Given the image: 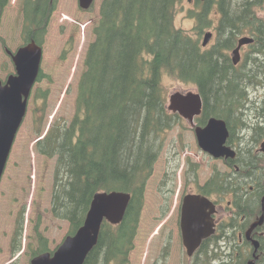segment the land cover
<instances>
[{
	"label": "trees",
	"instance_id": "1",
	"mask_svg": "<svg viewBox=\"0 0 264 264\" xmlns=\"http://www.w3.org/2000/svg\"><path fill=\"white\" fill-rule=\"evenodd\" d=\"M179 2L104 0L93 31L95 40L84 57L86 68L78 81L75 114L69 125H52L46 137L35 144L39 154L56 159L50 207L56 219L69 223V235L82 227L96 194L116 191L132 196L122 223L103 225L98 244L84 264H130L145 190L163 150L162 139L179 122V116L169 114L166 108L162 78L170 76L197 85L204 100L203 115L198 119L201 126L210 117H223L232 128L244 124L240 112L248 99V87L264 83V61L254 58L255 53L264 52V44L257 41L240 68L231 63L229 56L237 38L264 35V22L255 14L264 0H207L203 13L197 15L196 36L177 29ZM56 3L21 0L24 42L44 43ZM9 4L10 0H0V29ZM214 4L219 15L217 38L207 50L199 39L203 29L213 24L208 15ZM41 78L40 74L38 81ZM260 111L261 108L259 115ZM256 136L257 141L264 138V127ZM231 141L232 138V147H237ZM240 149L238 146L237 159L227 162L233 169L238 166L239 171L220 175L200 188L208 197L216 194L223 199L232 195L237 208L236 218L227 225L233 235L223 236L234 240L232 255L226 256L224 264H246L243 259L249 243H240L236 233L246 228L244 208L253 210L252 203L261 196L258 186L245 199L244 178L259 174L254 171L255 157ZM247 161L254 165H245ZM168 209L167 206L164 213ZM20 236L22 232L18 230L16 240L12 238L14 254L21 250ZM46 243L40 237L34 256L49 251ZM206 245L199 249L204 257L200 264H209L218 256L214 249L210 256Z\"/></svg>",
	"mask_w": 264,
	"mask_h": 264
},
{
	"label": "rangeland",
	"instance_id": "2",
	"mask_svg": "<svg viewBox=\"0 0 264 264\" xmlns=\"http://www.w3.org/2000/svg\"><path fill=\"white\" fill-rule=\"evenodd\" d=\"M191 1L180 0L177 4L176 16L177 29L185 30L190 34L197 24V15L206 7L201 0ZM101 2L102 0H95L92 10L88 12L79 8L78 0L57 2L56 11L42 46L44 49L42 79L36 83L30 96L28 115L18 133L0 184V264L11 262L9 244L18 219L24 221L23 250L13 264H30L31 252L27 251V246L31 244L33 250L37 247L38 233L44 235L51 250L57 248L69 233L68 222L55 219L50 207L55 159H47L39 155L34 145L39 131H45L54 121L57 125L69 123L75 113L77 81L85 68L84 56L88 44L94 40L92 31L99 19ZM211 6L212 9H216L215 4ZM258 13L264 18L263 10ZM216 22L215 16L214 24ZM22 27L23 16L19 1L11 0L4 11L0 34L5 39L7 48L13 52L24 43ZM207 32L214 34V26L203 29L200 43ZM214 41L212 40L209 46L213 45ZM250 48L244 47L241 50L242 56L249 53ZM262 56L264 57V52L260 54V59H263ZM14 72L15 67L11 57L0 43V81L6 80L7 76ZM162 79L166 101L174 92L198 91L194 84H186L170 76H164ZM263 97L262 85L248 87L246 111L240 112L245 120L244 126L238 124L234 127L237 146L246 135L247 131L244 129L248 120L253 121L254 116H259L256 107H259ZM259 123L260 121L257 124ZM252 135L253 133L249 131L244 142ZM195 138L194 130L183 119L164 135L163 151L154 165L153 176L145 190L143 210L140 214L139 229L134 240L135 249L131 252L130 264H200L201 259H204L200 253L188 258L184 251L179 226L181 201L185 195L199 192L198 187L205 185L212 174L222 175L230 172L231 169L223 160H215L201 151ZM246 190L248 191L249 187ZM167 198H169V210L163 214V209L166 208L164 201ZM211 198L218 201L223 211H220L217 217L221 220L218 224L219 238H214L208 243V250L214 249V253L218 256L213 260L210 259L209 264H222L226 256L232 255L234 240L223 237L229 238L233 235L231 228L224 233L220 227L229 223L235 212L227 205L230 197L224 200ZM253 219L254 216H250L249 221ZM259 232L264 233V228ZM239 234L237 232L236 236L238 237ZM262 248L259 264H264V237ZM162 252L169 254L165 258L162 257ZM250 254L251 248L248 246L244 262H247ZM209 255L213 257V252H209Z\"/></svg>",
	"mask_w": 264,
	"mask_h": 264
},
{
	"label": "water",
	"instance_id": "3",
	"mask_svg": "<svg viewBox=\"0 0 264 264\" xmlns=\"http://www.w3.org/2000/svg\"><path fill=\"white\" fill-rule=\"evenodd\" d=\"M83 9H88L93 0H79ZM211 33L205 34L203 47L207 46ZM253 39L241 38L233 50V64L241 62L240 50L244 45L251 44ZM15 66V75H10L5 84L0 83V178L10 155L16 134L26 114L28 96L40 69L42 50L35 42H31L10 53ZM169 112L177 113L190 124L194 125L195 117L202 113L201 95L195 92H176L169 97ZM226 122L211 118L206 126L196 127V139L202 151L214 158H235V151L226 146L229 130ZM131 200L129 193L104 192L94 196L85 217L83 226L74 236H69L57 249L54 255L44 253L34 258L31 264H84L88 254L95 248L99 239L100 228L104 222L119 225L126 214ZM181 217L182 239L188 256H193L203 240L215 234V205L208 198L190 194L184 197ZM264 202V200H263ZM264 216L250 227L246 233L248 240L253 230L262 226ZM255 252L249 264H256V253L260 244L252 241Z\"/></svg>",
	"mask_w": 264,
	"mask_h": 264
},
{
	"label": "flooded vegetation",
	"instance_id": "4",
	"mask_svg": "<svg viewBox=\"0 0 264 264\" xmlns=\"http://www.w3.org/2000/svg\"><path fill=\"white\" fill-rule=\"evenodd\" d=\"M260 10L264 11V7H259L255 13H258ZM257 18H258V20H264V18L261 17L260 15H257ZM260 44L263 45L264 44V40L260 39ZM260 54H262V53H260ZM262 58L264 59L263 56H262ZM261 85H262V87H264V83H262ZM261 100H262V102L260 103L259 107H256L257 111H259V109L261 108V111H260L261 115H259V116H261V118L258 119V117L254 116L253 121L258 120V121L261 122V124L264 125V97L261 98ZM254 125L255 124H253V126ZM261 141H262L261 142V144H262L264 142V139H262ZM259 144H260L259 141L258 142H252L251 143V148L248 151V153H250L253 157H255L254 158L255 162H257V165L255 166V170L258 172L259 176H255L253 178L251 177V178H248V179H250L251 183H253L254 185L257 184V181H255V180H259L258 186L259 185L263 186V190H264V153L260 149L261 145H260V148H258ZM250 164L254 165V163H252V162H250ZM251 189H253V186L251 187ZM256 204L260 205L258 200L256 201Z\"/></svg>",
	"mask_w": 264,
	"mask_h": 264
},
{
	"label": "bare ground",
	"instance_id": "5",
	"mask_svg": "<svg viewBox=\"0 0 264 264\" xmlns=\"http://www.w3.org/2000/svg\"><path fill=\"white\" fill-rule=\"evenodd\" d=\"M180 1V0H179ZM197 1V0H196ZM263 1V0H262ZM192 2V1H191ZM202 2V1H201ZM195 3V2H194ZM203 3V2H202ZM198 5V4H197ZM204 5V4H203ZM199 6V5H198ZM197 6V7H198ZM200 7V6H199ZM217 12V11H216ZM217 14H218V12H217ZM217 14H215L216 15V24H213V26H214V28H215V38L213 39V40H215V43H216V38H217V30H216V26H217V23H218V18H219V15H217ZM256 15H259V13H255ZM260 21H262V22H264V20H260ZM244 36H250V34H245ZM244 36H242L241 38H243ZM241 38H237L238 40H237V42L241 39ZM172 154V153H171ZM175 154V153H174ZM176 155V154H175ZM173 156V154L171 155V157ZM173 158V157H172ZM170 159V158H169ZM170 166V165H169ZM264 255V254H263ZM264 257V256H263ZM260 263V262H259Z\"/></svg>",
	"mask_w": 264,
	"mask_h": 264
}]
</instances>
